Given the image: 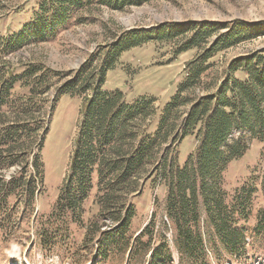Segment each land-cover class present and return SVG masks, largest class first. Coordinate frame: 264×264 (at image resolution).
I'll use <instances>...</instances> for the list:
<instances>
[{"label":"trees","instance_id":"1","mask_svg":"<svg viewBox=\"0 0 264 264\" xmlns=\"http://www.w3.org/2000/svg\"><path fill=\"white\" fill-rule=\"evenodd\" d=\"M29 1L19 3L26 6ZM154 1L38 0L22 30L0 41L9 53L29 42L56 38L70 23H83L80 15L93 7L122 12ZM263 33L264 23L242 20L167 23L150 35L122 32L113 46H102L77 71L45 74L44 66L37 65L9 80L11 70H0V165L23 166L19 178L4 185L0 181V192L9 197L28 190L27 198H33L35 190L30 189H36V182L25 181L26 145L36 155L35 178H43L41 152L55 103L61 96L76 98L80 119L55 212L71 213L73 222L85 227L84 249L93 254L92 264L118 256L128 264H174L175 253L180 264H211V258L219 264H248L249 251L264 245V206L252 235L244 225L260 182L264 197V175L230 199L225 174L255 141L263 146L260 169L264 163V49L234 59L222 80L214 82L210 76L218 55ZM148 44L169 47L175 57L197 51L160 114L155 98L142 96L127 103L121 91L105 89L107 74L121 56ZM17 83L30 92L19 98L23 105L10 121L8 112L18 105L12 96ZM52 88L57 95L42 111L43 98ZM35 105L38 112L32 110ZM189 137L196 149L180 165V147ZM150 181L167 190L164 216L158 222L153 215L132 241L135 201ZM94 189L97 211L86 222L85 205Z\"/></svg>","mask_w":264,"mask_h":264},{"label":"rangeland","instance_id":"2","mask_svg":"<svg viewBox=\"0 0 264 264\" xmlns=\"http://www.w3.org/2000/svg\"><path fill=\"white\" fill-rule=\"evenodd\" d=\"M19 1L0 0V39L18 34L37 9L38 0H30L26 6H22L23 3ZM80 16L83 23L72 22L60 29L56 38L45 42H29L7 53L0 41V70H11L7 75L9 80L37 65L44 66L45 74H48L46 70L61 73L77 71L102 46H113L122 32L136 31L150 35L167 23H223L236 20L264 23V0H157L122 12L93 7ZM263 49L264 33L218 55L213 60L210 80H222L234 59ZM196 54L197 51H191L175 57L169 47L153 44L135 48L124 53L119 64L108 72L105 89L121 91L127 103L142 96L155 98L160 114L183 81L187 63ZM29 92L30 87H23L19 83L15 85L12 96L18 105L8 112L10 121L15 120L23 105L19 98L29 95ZM56 95L55 88L45 94L42 103L45 108L42 111L51 106ZM79 109L80 101L69 96H61L55 103L41 152L43 178H35L33 171L36 155L34 150L31 152V144L26 145L25 181L31 184L36 182V189H30V192L35 190L33 198H27L28 190L26 195L9 197L0 192V264H92L93 254L84 249L85 227L73 222L71 213L55 212L77 134ZM32 110L38 112L39 108L35 105ZM262 148V144L253 142L243 158L228 166L225 190L230 199L243 186L252 185L253 178H262L264 175V163L261 169L259 167ZM195 149L194 138L184 140L180 147V165L185 164ZM2 164L1 184L21 176L23 166L19 163L5 169ZM258 186L259 191L252 201V211L244 223L249 235H252L255 228L259 209L264 206L261 182ZM95 194L96 189L85 205L86 222L97 211L93 204ZM166 195L165 186L151 181L146 184L142 196L135 201L137 217L131 226L132 241L149 224L153 215L157 214L160 222L164 216ZM118 257H111L109 262L97 260L95 264H128L127 258ZM249 257L248 264H264V245L250 250ZM174 258V264H180L176 253ZM210 263L219 264L215 258H211ZM221 264H225V260Z\"/></svg>","mask_w":264,"mask_h":264}]
</instances>
